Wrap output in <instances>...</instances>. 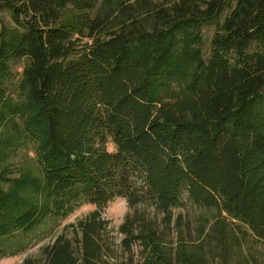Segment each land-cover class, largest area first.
Returning a JSON list of instances; mask_svg holds the SVG:
<instances>
[{
    "label": "trees",
    "instance_id": "trees-1",
    "mask_svg": "<svg viewBox=\"0 0 264 264\" xmlns=\"http://www.w3.org/2000/svg\"><path fill=\"white\" fill-rule=\"evenodd\" d=\"M0 5L22 28L13 55L27 60L29 94L59 151L45 168L40 203L0 215V241L68 216L85 201L96 210L79 223L82 264H99V237L107 224L101 211L111 202L122 198L132 208L151 203L170 226L186 191L216 218L185 264H199V250L206 246L220 264H244L239 244L228 246L218 235L226 221L246 227L264 246L261 186L247 174L249 147L227 122L235 108L264 96V0H0ZM185 21L199 29L214 25L209 56L198 57L182 88L159 89L166 62L149 65L136 52L137 41ZM250 146L261 151L264 141ZM135 228L130 220L122 227L127 248L139 238ZM47 259L78 264L62 237L48 248Z\"/></svg>",
    "mask_w": 264,
    "mask_h": 264
},
{
    "label": "rangeland",
    "instance_id": "rangeland-1",
    "mask_svg": "<svg viewBox=\"0 0 264 264\" xmlns=\"http://www.w3.org/2000/svg\"><path fill=\"white\" fill-rule=\"evenodd\" d=\"M21 30L10 11L0 5V215L14 207L40 203L45 168L59 155L50 140L46 118L29 94L24 74L27 60L13 55ZM214 30V25L199 29L194 22L185 21L157 38L137 41L136 52L149 65L166 62L157 88H182L190 80L198 57L209 56ZM227 122L243 146L249 147L247 174L260 184L264 198V149L257 151L250 146L255 139L264 141V96L235 108ZM184 201L183 207L174 210L170 226L165 214L151 203L132 208L122 198L111 202L101 211V221L107 224L99 237V264H185L202 246L203 231H209L216 217L214 212L197 207L186 191ZM95 210V206L80 201L68 216L49 218L28 234L1 240L0 264H26L27 260L29 264H49L47 250L61 237L71 243L77 263L82 264L79 223L90 220ZM128 220L134 221L139 236L130 248L122 231ZM222 231L218 235L228 246L239 244L237 255L244 264H264V246L246 227L226 221ZM210 248L199 250V264H220L221 258Z\"/></svg>",
    "mask_w": 264,
    "mask_h": 264
}]
</instances>
